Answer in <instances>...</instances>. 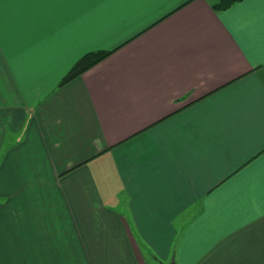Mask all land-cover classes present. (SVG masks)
Wrapping results in <instances>:
<instances>
[{
  "label": "crops",
  "instance_id": "0c3cea01",
  "mask_svg": "<svg viewBox=\"0 0 264 264\" xmlns=\"http://www.w3.org/2000/svg\"><path fill=\"white\" fill-rule=\"evenodd\" d=\"M0 264H264V0H0Z\"/></svg>",
  "mask_w": 264,
  "mask_h": 264
},
{
  "label": "trees",
  "instance_id": "16d2710c",
  "mask_svg": "<svg viewBox=\"0 0 264 264\" xmlns=\"http://www.w3.org/2000/svg\"><path fill=\"white\" fill-rule=\"evenodd\" d=\"M212 10L215 12H224L230 9L235 4L241 3L245 0H207ZM113 51H98L91 52L82 57L70 70V72L62 79L60 86L65 85L74 78L82 75L86 71L90 70L95 65L99 64L107 57H109Z\"/></svg>",
  "mask_w": 264,
  "mask_h": 264
},
{
  "label": "snow or ice",
  "instance_id": "6c2138e0",
  "mask_svg": "<svg viewBox=\"0 0 264 264\" xmlns=\"http://www.w3.org/2000/svg\"><path fill=\"white\" fill-rule=\"evenodd\" d=\"M250 59H251V57H250Z\"/></svg>",
  "mask_w": 264,
  "mask_h": 264
}]
</instances>
